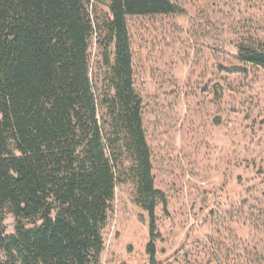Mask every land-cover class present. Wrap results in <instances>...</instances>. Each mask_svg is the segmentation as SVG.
Returning a JSON list of instances; mask_svg holds the SVG:
<instances>
[{
    "label": "trees",
    "instance_id": "trees-1",
    "mask_svg": "<svg viewBox=\"0 0 264 264\" xmlns=\"http://www.w3.org/2000/svg\"><path fill=\"white\" fill-rule=\"evenodd\" d=\"M107 1L103 16L91 0H0V264H100L116 188L126 183L149 213L146 249L157 264L155 211L167 196L152 174L128 17L183 10L172 0ZM237 49L264 70L263 40Z\"/></svg>",
    "mask_w": 264,
    "mask_h": 264
},
{
    "label": "rangeland",
    "instance_id": "rangeland-1",
    "mask_svg": "<svg viewBox=\"0 0 264 264\" xmlns=\"http://www.w3.org/2000/svg\"><path fill=\"white\" fill-rule=\"evenodd\" d=\"M182 13L128 17L155 187L157 264H264V70L237 46L264 41V0H172ZM107 0L90 9L108 15ZM94 36L91 72L104 76ZM149 213L119 184L100 264H149ZM6 232L15 231L7 213Z\"/></svg>",
    "mask_w": 264,
    "mask_h": 264
}]
</instances>
